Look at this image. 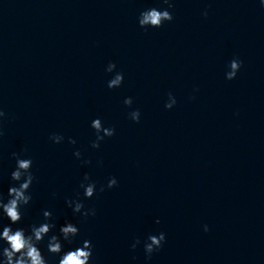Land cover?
<instances>
[{
    "label": "clouds",
    "instance_id": "9594fccd",
    "mask_svg": "<svg viewBox=\"0 0 264 264\" xmlns=\"http://www.w3.org/2000/svg\"><path fill=\"white\" fill-rule=\"evenodd\" d=\"M163 3L167 5L165 9L150 8L142 11L138 17V24L141 28H160L165 22H171L173 20L172 13L168 10L174 7L173 0H163ZM264 6V2H262ZM207 16V11L203 13ZM242 66V61L233 59L229 63V70L226 72V79L232 80L236 77L237 72ZM116 68L115 63L109 62L106 67V72L112 73ZM124 80L123 73L116 72L111 78L107 87L109 89L118 88L122 85ZM133 100L131 97L125 98L124 104L131 106ZM176 104L175 97L169 93L168 102L165 107L171 109ZM6 113L0 110V121L6 117ZM130 119L135 122H139L140 112L134 110L129 113ZM91 127L95 130L96 139L92 142L93 148H99L100 142L105 137H111L115 134L114 128L104 127L101 119H94L91 123ZM3 135L2 129H0V136ZM50 140L53 143L59 144L64 140L62 135L53 134L50 136ZM69 143L75 144L74 139L69 138ZM74 155L79 159L81 153L76 151ZM13 158L16 160V167L11 172V180L16 182L8 189V199L5 202L4 197L0 194V214L6 216L10 221V224L4 225L2 231H0V241L7 246L0 245V264H48V260L42 253L39 245L47 240L48 253L58 256V264H90L93 257V246L90 240L82 241L81 246L74 250L64 251L62 241L72 243L73 240L79 235V228L71 222H66L59 228V234L49 233L56 228L54 223V217L51 211L45 210L43 212V222L39 225L33 224L29 229L25 228H12L13 224H18L23 216L21 209L29 205L32 200L30 188L35 180V176L32 173L33 161L31 158H21L18 153H12ZM84 163H90V161H84ZM117 185V180L112 177L108 180L107 188H113ZM80 187L84 190L83 195L86 199H91L96 194V183L90 181V177L85 174ZM104 187L100 188V191H104ZM69 207L72 208L74 213H78L84 218L96 215L94 208L85 209L84 203L79 199L66 201ZM160 221L157 220L156 223ZM204 230L208 231V226H204ZM166 240L165 234L161 232L159 235H150L147 241L144 243V251L147 259H151L152 254L159 250ZM140 244V240L137 238L131 245L133 250Z\"/></svg>",
    "mask_w": 264,
    "mask_h": 264
}]
</instances>
